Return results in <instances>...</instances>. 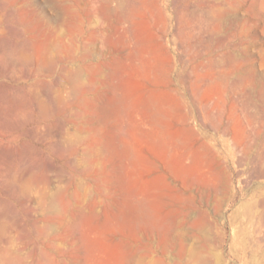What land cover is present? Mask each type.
I'll return each mask as SVG.
<instances>
[{"label": "rangeland", "instance_id": "1", "mask_svg": "<svg viewBox=\"0 0 264 264\" xmlns=\"http://www.w3.org/2000/svg\"><path fill=\"white\" fill-rule=\"evenodd\" d=\"M263 201L264 0H0L1 264H264Z\"/></svg>", "mask_w": 264, "mask_h": 264}, {"label": "bare ground", "instance_id": "2", "mask_svg": "<svg viewBox=\"0 0 264 264\" xmlns=\"http://www.w3.org/2000/svg\"><path fill=\"white\" fill-rule=\"evenodd\" d=\"M108 2V1H107ZM117 2V1H116ZM130 2V1H129ZM132 2V1H131ZM114 3V2H113ZM125 3V2H124ZM104 4V3H103ZM118 4V3H117ZM123 4V3H122ZM130 4V3H129ZM73 5V4H72ZM106 5V4H105ZM124 5V4H123ZM125 6V5H124ZM69 7V6H68ZM106 7V6H105ZM107 8V7H106ZM89 12H90V10H89ZM124 12V11H123ZM75 13V12H74ZM109 13V12H108ZM80 16V15H79ZM75 17V16H74ZM83 19V18H82ZM83 21V20H82ZM76 27V26H75ZM255 199V198H254ZM247 201V200H246ZM253 201H255V200H253ZM258 201V200H257ZM256 201V202H257ZM262 201V200H261ZM260 201V202H261ZM246 204L245 205H243V206H246L247 205V207H248V204H247V202H245ZM251 203V202H250ZM254 203V202H253ZM252 203V204H253ZM262 207L264 208V201L262 202ZM242 206V207H243ZM247 207H243V208H246L247 209ZM140 208V207H139ZM240 208V207H239ZM250 208V207H249ZM254 209V208H253ZM260 210V209H259ZM252 211V210H251ZM258 211V210H257ZM256 212V211H255ZM264 213V212H263ZM246 214V213H245ZM262 216V215H261ZM247 217V216H246ZM264 219V218H263ZM262 220V219H261ZM252 224V223H251ZM237 226V225H236ZM254 226V225H253ZM258 230V229H257ZM259 231V230H258ZM261 231V230H260ZM208 234V233H207ZM209 235V234H208ZM175 237V236H174ZM211 237V236H210ZM188 238V237H187ZM223 238V237H222ZM209 240H210V238H209ZM182 241H185V239L184 240H182ZM218 242V241H217ZM184 243V242H183ZM182 243V244H183ZM203 243V242H202ZM213 244V243H212ZM171 245V244H170ZM204 245V244H203ZM215 246V245H214ZM212 247V246H211ZM248 247H249V245H248ZM190 250V249H189ZM204 250V249H203ZM203 250L202 251H200V252H203ZM194 253V252H193ZM207 253V252H206ZM202 256V255H201ZM215 256V255H214ZM189 257V256H188ZM217 258V257H216ZM6 260H8V259H6ZM213 260V259H212ZM1 261V260H0ZM192 261V260H191ZM218 261V264H219V261L220 260H217ZM209 263V262H208ZM1 264V263H0ZM13 264V263H12ZM200 264H205V262H203L202 260L200 261ZM212 264V263H211Z\"/></svg>", "mask_w": 264, "mask_h": 264}]
</instances>
